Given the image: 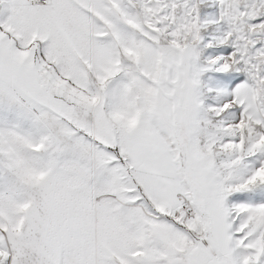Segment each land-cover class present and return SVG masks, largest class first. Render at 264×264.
I'll list each match as a JSON object with an SVG mask.
<instances>
[{"label": "snow or ice", "instance_id": "snow-or-ice-1", "mask_svg": "<svg viewBox=\"0 0 264 264\" xmlns=\"http://www.w3.org/2000/svg\"><path fill=\"white\" fill-rule=\"evenodd\" d=\"M0 264H264V0H0Z\"/></svg>", "mask_w": 264, "mask_h": 264}]
</instances>
